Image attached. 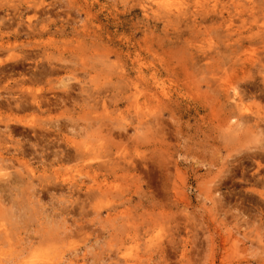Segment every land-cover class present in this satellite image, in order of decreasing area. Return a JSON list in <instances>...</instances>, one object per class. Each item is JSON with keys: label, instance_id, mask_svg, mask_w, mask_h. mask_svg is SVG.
Instances as JSON below:
<instances>
[{"label": "rangeland", "instance_id": "obj_1", "mask_svg": "<svg viewBox=\"0 0 264 264\" xmlns=\"http://www.w3.org/2000/svg\"><path fill=\"white\" fill-rule=\"evenodd\" d=\"M233 1L0 0V264H264V0Z\"/></svg>", "mask_w": 264, "mask_h": 264}, {"label": "bare ground", "instance_id": "obj_2", "mask_svg": "<svg viewBox=\"0 0 264 264\" xmlns=\"http://www.w3.org/2000/svg\"><path fill=\"white\" fill-rule=\"evenodd\" d=\"M173 1L174 0H159V2H160V4H162V5H166L168 8H170L171 6H172V4H173ZM235 1V0H234ZM233 1V2H234ZM248 1V0H247ZM246 1V2H247ZM249 2V1H248ZM247 2V3H248ZM250 2H251V0H250ZM253 2V1H252ZM235 3V2H234ZM240 3H242V2H240ZM246 4V3H245ZM250 4V6L248 7V9L249 10H253L254 8H255V6H252L253 5V3H252V5H251V3H249ZM241 6H243L242 4H241ZM245 6V5H244ZM246 6H248L247 4H246ZM245 6V7H246ZM174 7H176L177 8V10L178 11H180L179 9H180V7L179 6H174ZM255 10V9H254ZM258 10H259V8H258ZM262 11H263V9H262ZM253 12V11H252ZM256 12H258V11H256ZM180 13V12H179ZM254 13V12H253ZM28 25H30V24H28ZM245 68H247V67H242V69H245ZM34 75H35V73H34ZM34 75H33V77H34ZM31 77H32V75H31ZM37 78V77H36ZM45 78V77H44ZM32 79H34V78H32ZM228 79V78H227ZM230 80V79H229ZM264 80V79H263ZM226 81H228V80H226ZM229 82H231V80L229 81ZM36 83H37V81H36ZM226 86V85H225ZM231 90V91H230ZM226 91H227V93H230L231 92V95L234 97V98H236L237 97V95H238V93L236 92V88L234 87V85H233V88H232V84H229V86L226 88ZM32 99H33V103L35 104H33V106H36V107H38V109H41V100H39L38 99V96L37 95H33V97H32ZM236 99H239V101H241V99L238 97V98H236ZM242 102V101H241ZM238 106H239V104H237ZM260 105V104H259ZM37 109V110H38ZM239 110V109H238ZM248 110H249V108H248ZM247 110V112H249V113H253V112H250V110L248 111ZM38 111H40V110H38ZM246 112V111H245ZM244 112V113H245ZM239 114V113H238ZM258 114V113H257ZM247 115H249V114H247L246 113V116L245 115H241L240 116V120L242 121V122H244V121H248V120H246V117H247ZM232 116V115H231ZM235 116H236V114H235ZM257 116H259V115H257ZM261 117V116H260ZM233 118V117H232ZM238 118V117H237ZM255 118H257L256 116H255ZM261 119H264L263 117L261 118ZM17 121H20L19 119L17 120ZM264 121V120H263ZM257 125H259V123L257 124ZM256 125V126H257ZM258 128V127H257ZM260 128V127H259ZM261 129V128H260ZM264 129V128H263ZM262 130V129H261ZM264 132V130H262V133ZM16 146V148L14 149V151L16 152V154L18 155H21V156H27V154H30L31 153V150H32V148L30 149L29 147H27V146H25L24 144H17V145H15ZM37 149H34V151H36ZM45 150H47V148L45 147V148H43L42 149V152L44 151V152H46ZM61 151V150H60ZM64 151V150H63ZM65 152V151H64ZM67 152V151H66ZM3 153V152H2ZM2 153H0V170L1 171H5V170H2L3 168H8L9 166H7L5 163H7V160L9 161V159H12L13 157H15V158H13V159H16V160H18V157H16V155H14L13 157H11V158H7V157H4L3 156V154ZM61 153H62V151H61ZM68 153V152H67ZM11 154H13V153H11ZM15 154V153H14ZM32 154H33V152H32ZM70 154V153H69ZM61 156L59 157V159L61 160V161H63L64 159L65 160H67V159H69V157L70 156H72V155H70V156H66V154H64V155H62V154H60ZM30 156V155H29ZM71 159V158H70ZM58 162H59V160H58ZM24 163V168L25 169H27V171L28 172H30V173H32V174H34V169L33 168H31V165L30 164H27L26 162H23ZM29 163V162H28ZM21 164V163H20ZM52 164V163H51ZM50 164V166H52ZM44 165H46V164H44ZM49 165V164H48ZM33 166V165H32ZM10 167H13V166H10ZM44 169V168H43ZM36 170V169H35ZM46 170V169H45ZM37 172V171H36ZM2 173V172H1ZM3 174H4V172H3ZM9 174V173H8ZM11 174V173H10ZM27 174V173H26ZM30 176V175H29ZM2 177V176H1ZM18 180L17 179H15L14 181H12V183L10 182H8L7 184H5V185H9L10 184V189H12L11 187V185H13V186H15L16 184V182H17ZM23 181V180H22ZM19 183V182H18ZM4 185V186H5ZM17 186V185H16ZM21 186V185H20ZM5 187H7V186H5ZM14 188V187H13ZM18 188V187H17ZM8 190V189H7ZM13 191L15 190V191H17L15 188L14 189H12ZM20 191V190H19ZM8 192V191H7ZM21 192V191H20ZM16 193H14V195H15ZM8 195H10V194H8ZM19 195V194H18ZM11 196V195H10ZM16 196V195H15ZM12 197V199H14L15 197L12 195L11 196ZM14 197V198H13ZM14 201V200H13Z\"/></svg>", "mask_w": 264, "mask_h": 264}]
</instances>
